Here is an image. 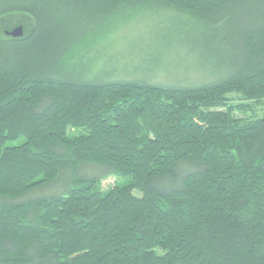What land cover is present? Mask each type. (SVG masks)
<instances>
[{
	"label": "trees",
	"instance_id": "1",
	"mask_svg": "<svg viewBox=\"0 0 264 264\" xmlns=\"http://www.w3.org/2000/svg\"><path fill=\"white\" fill-rule=\"evenodd\" d=\"M137 8L200 81L95 75L80 47ZM0 196V264H264V0H0Z\"/></svg>",
	"mask_w": 264,
	"mask_h": 264
},
{
	"label": "rangeland",
	"instance_id": "2",
	"mask_svg": "<svg viewBox=\"0 0 264 264\" xmlns=\"http://www.w3.org/2000/svg\"><path fill=\"white\" fill-rule=\"evenodd\" d=\"M137 9L131 13V18L123 16L124 20L117 22L112 33L99 37L93 32L91 34L94 39L80 47L84 58L92 59L95 75L116 80L145 79L153 84L164 85H187L200 81L207 71L201 69L198 57L185 47L173 43H176L172 37L177 26L173 13L158 9ZM85 34L90 35L89 32ZM88 43L90 49L84 50ZM262 113L259 108L257 115ZM76 171L80 176L90 177L102 173L103 169L98 164L83 163ZM116 179L115 176L104 179L102 188L114 185ZM61 186L58 183L46 185L32 190L24 198L30 200L54 194L62 191ZM4 199L0 196V202Z\"/></svg>",
	"mask_w": 264,
	"mask_h": 264
},
{
	"label": "water",
	"instance_id": "3",
	"mask_svg": "<svg viewBox=\"0 0 264 264\" xmlns=\"http://www.w3.org/2000/svg\"><path fill=\"white\" fill-rule=\"evenodd\" d=\"M23 27L22 26H18L12 30H7L6 31V34L7 35H10L12 37H20L23 35Z\"/></svg>",
	"mask_w": 264,
	"mask_h": 264
}]
</instances>
